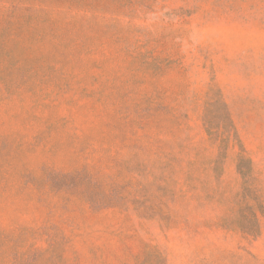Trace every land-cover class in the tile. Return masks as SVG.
<instances>
[{
  "label": "rangeland",
  "instance_id": "obj_1",
  "mask_svg": "<svg viewBox=\"0 0 264 264\" xmlns=\"http://www.w3.org/2000/svg\"><path fill=\"white\" fill-rule=\"evenodd\" d=\"M242 154L264 0H0V264H264Z\"/></svg>",
  "mask_w": 264,
  "mask_h": 264
},
{
  "label": "trees",
  "instance_id": "obj_2",
  "mask_svg": "<svg viewBox=\"0 0 264 264\" xmlns=\"http://www.w3.org/2000/svg\"><path fill=\"white\" fill-rule=\"evenodd\" d=\"M214 121H209V129L214 128ZM252 161L243 154L239 156V171L244 178V191L242 193L243 205L248 209L251 218L244 222L243 230L247 234L257 235L260 232V223L257 219V213L264 215V205L260 197L256 193L254 185H252L251 175ZM250 166V167H249Z\"/></svg>",
  "mask_w": 264,
  "mask_h": 264
}]
</instances>
